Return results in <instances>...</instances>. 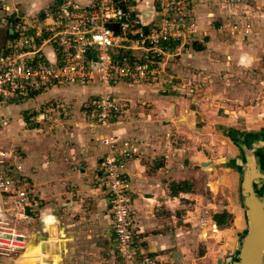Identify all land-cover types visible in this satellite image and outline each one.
Wrapping results in <instances>:
<instances>
[{
    "label": "crops",
    "instance_id": "1",
    "mask_svg": "<svg viewBox=\"0 0 264 264\" xmlns=\"http://www.w3.org/2000/svg\"><path fill=\"white\" fill-rule=\"evenodd\" d=\"M3 1L12 12L9 21L30 24L55 0ZM191 3L201 48L188 43L174 54L178 57L168 58L156 81L112 86L110 92L126 108L110 128L90 125L80 108L100 92L97 84L55 85L0 107L6 120L0 150L20 165L38 200L25 209L33 213L23 225V248L0 257V264H64L69 255L73 264L117 263L107 199L94 179L105 133L139 143L125 173L141 254L155 264L236 260L247 227L239 193L242 173L251 160L264 174V0ZM147 12L146 0L135 5L143 21ZM231 17L249 21L245 38L219 28ZM44 51L51 56L48 47ZM181 68L198 82L195 94L180 86L189 78L180 81L173 74ZM196 75L206 79L203 87ZM253 182L264 196V175ZM52 249L58 253L47 263L46 251Z\"/></svg>",
    "mask_w": 264,
    "mask_h": 264
},
{
    "label": "built area",
    "instance_id": "2",
    "mask_svg": "<svg viewBox=\"0 0 264 264\" xmlns=\"http://www.w3.org/2000/svg\"><path fill=\"white\" fill-rule=\"evenodd\" d=\"M139 1L55 0L29 24L9 21L12 12L7 13L0 0V107L55 85L97 84L100 92L85 99L80 108L90 125L110 128L122 118L125 104L109 89L120 82L156 81L168 58L196 40L191 0H146V21L135 13ZM219 28L245 38L250 23L231 17ZM180 86L189 94L199 88L198 83ZM5 124L0 117V126ZM99 142L104 152L94 179L107 199L116 264H155L138 251L131 219L125 164L139 154V143L112 133H105ZM27 187L20 165L10 163L0 150V196L22 208L36 205ZM23 243V234L0 224V257L23 248Z\"/></svg>",
    "mask_w": 264,
    "mask_h": 264
},
{
    "label": "water",
    "instance_id": "3",
    "mask_svg": "<svg viewBox=\"0 0 264 264\" xmlns=\"http://www.w3.org/2000/svg\"><path fill=\"white\" fill-rule=\"evenodd\" d=\"M208 163L209 161L201 164L205 166ZM247 165L249 169L242 173L239 191L247 227L237 245L236 260L230 264H261L264 251V196L256 194L255 188L252 186L253 178L261 177L264 174L260 173L251 160ZM219 262L220 260L217 259L216 264Z\"/></svg>",
    "mask_w": 264,
    "mask_h": 264
},
{
    "label": "rangeland",
    "instance_id": "4",
    "mask_svg": "<svg viewBox=\"0 0 264 264\" xmlns=\"http://www.w3.org/2000/svg\"><path fill=\"white\" fill-rule=\"evenodd\" d=\"M1 14V12H0ZM1 17V15H0ZM201 45V44H200ZM187 45H184L183 48H181L180 50L183 52L185 49H187ZM180 51V52H181ZM176 52V51H174ZM178 55V54H177ZM178 56H173L172 58H176ZM174 60L172 59L171 60V63L173 62ZM179 62V61H178ZM174 75H177L179 78V80L181 81L183 78L187 79L189 78V82H186L185 83H190V84H197L198 82H195V80L192 79V77L189 76V74L187 75V72L186 74H184V71H183V68L177 70L176 72H173ZM194 74V73H193ZM198 77V75H196ZM197 80L200 81V83L202 84V87H203V83H205L206 79L204 78V80H201L199 79V77L197 78ZM209 82V81H208ZM121 100V99H120ZM123 102V101H122ZM125 104V103H124ZM126 108V105L124 106V109ZM23 120L25 122H27L28 119H26V116L23 115ZM33 126V125H31ZM28 129H32V127H30V125L27 126ZM10 152L13 154V153H16L18 152V149L17 148H12L10 147ZM19 153V152H18ZM27 191L29 190L28 192V196L29 197H33L34 200H36V205L38 200L36 198V196L33 194V192L30 190V186L28 185ZM1 197V196H0ZM29 208L28 206H24V208H22L20 205H18L17 203L13 202L12 199H7L6 197H3V199L1 200L0 199V224L1 225H5V226H8V227H11L14 231L16 232H20V233H24L25 231L23 230V225H25V223H27V216L30 214V213H33V212H28L27 209ZM40 239V237H39ZM36 242H38L37 238L34 239ZM44 248L45 250H49L48 247H46L44 245ZM47 252V255L44 259H46V262L47 263H50L51 262V255H55L56 253H58L57 251H54V249L50 250L48 253ZM96 255L98 256V254H95L94 256L96 257ZM57 257V256H56ZM56 259V258H55ZM74 263V260L72 259V256L69 255L67 256L66 258H64V264H73ZM56 264H59V262L57 263V260H56Z\"/></svg>",
    "mask_w": 264,
    "mask_h": 264
},
{
    "label": "trees",
    "instance_id": "5",
    "mask_svg": "<svg viewBox=\"0 0 264 264\" xmlns=\"http://www.w3.org/2000/svg\"><path fill=\"white\" fill-rule=\"evenodd\" d=\"M201 45L198 43V41H193L192 43H191V47L193 48V49H195V50H199L201 47H200Z\"/></svg>",
    "mask_w": 264,
    "mask_h": 264
},
{
    "label": "flooded vegetation",
    "instance_id": "6",
    "mask_svg": "<svg viewBox=\"0 0 264 264\" xmlns=\"http://www.w3.org/2000/svg\"><path fill=\"white\" fill-rule=\"evenodd\" d=\"M252 186L254 187V182H252ZM254 191L256 192V190L254 189ZM257 194V193H256ZM263 256H262V258H261V264H263Z\"/></svg>",
    "mask_w": 264,
    "mask_h": 264
}]
</instances>
